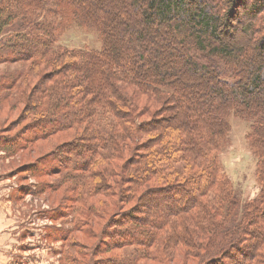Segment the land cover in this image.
I'll use <instances>...</instances> for the list:
<instances>
[{
    "label": "trees",
    "instance_id": "trees-1",
    "mask_svg": "<svg viewBox=\"0 0 264 264\" xmlns=\"http://www.w3.org/2000/svg\"><path fill=\"white\" fill-rule=\"evenodd\" d=\"M66 18L100 49L55 46ZM16 62L29 63L15 97L32 141L73 132L46 157L78 190L84 230L113 208L98 240L118 251L108 264H264V0H0V63ZM120 84L157 104L150 120ZM231 113L252 122L248 201L218 162ZM44 159L22 169L46 172Z\"/></svg>",
    "mask_w": 264,
    "mask_h": 264
},
{
    "label": "rangeland",
    "instance_id": "rangeland-1",
    "mask_svg": "<svg viewBox=\"0 0 264 264\" xmlns=\"http://www.w3.org/2000/svg\"><path fill=\"white\" fill-rule=\"evenodd\" d=\"M55 46L68 50L98 51L100 41L95 31L80 28L66 18L62 21ZM28 68L29 63L26 62L0 63V196L4 193L8 195L5 199H8L12 218L17 222L12 233L19 237V243L12 252L13 257H16L18 264H108L118 251L113 247L99 246L98 240L113 208L108 206L103 219H92L91 229L84 230L86 227L81 223V215L77 211L81 206L76 202L78 190L70 192V183H61L58 175L50 174L57 163L52 157H46L56 146L71 142L73 132H55L33 142L29 133L30 119L21 117V106L16 104L18 82ZM119 86L123 94L134 98L136 120H150L157 104L136 94L131 87ZM228 122V146L218 155V162L239 198L242 201L252 200L259 189L254 177L255 160L245 140L252 122L239 119L233 113L229 115ZM21 138L19 144H24V149L18 148L14 153L5 150L3 140L9 143ZM43 157L42 166L46 172H24L23 166L40 164L42 161L38 163L39 158ZM156 184L159 183L151 182L149 185ZM84 199L87 205L94 206L93 211H99L104 202V198L99 196ZM163 264H191V260L176 256L169 261L164 258Z\"/></svg>",
    "mask_w": 264,
    "mask_h": 264
},
{
    "label": "crops",
    "instance_id": "crops-1",
    "mask_svg": "<svg viewBox=\"0 0 264 264\" xmlns=\"http://www.w3.org/2000/svg\"><path fill=\"white\" fill-rule=\"evenodd\" d=\"M5 197H8L5 193L0 196V264H18L16 257L14 258L12 254L19 243V237L12 233L17 222L14 221L15 218H12L11 207Z\"/></svg>",
    "mask_w": 264,
    "mask_h": 264
}]
</instances>
